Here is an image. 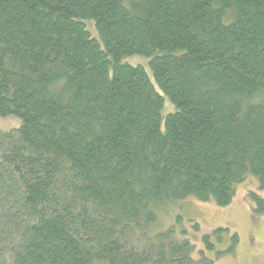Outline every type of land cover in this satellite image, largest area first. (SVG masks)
Returning <instances> with one entry per match:
<instances>
[{
	"label": "trees",
	"instance_id": "obj_1",
	"mask_svg": "<svg viewBox=\"0 0 264 264\" xmlns=\"http://www.w3.org/2000/svg\"><path fill=\"white\" fill-rule=\"evenodd\" d=\"M262 90L264 0H0V264H213L148 228L264 190Z\"/></svg>",
	"mask_w": 264,
	"mask_h": 264
},
{
	"label": "rangeland",
	"instance_id": "obj_2",
	"mask_svg": "<svg viewBox=\"0 0 264 264\" xmlns=\"http://www.w3.org/2000/svg\"><path fill=\"white\" fill-rule=\"evenodd\" d=\"M85 28L94 38H98L93 21L85 20ZM148 57L133 55L123 59L130 65L142 66L153 84L159 91L148 64ZM257 101L264 102V90L256 97ZM173 111V106L165 98L162 114ZM21 119L17 116L0 117V131L7 132L18 129ZM255 192L264 197V190L259 189L258 179L251 174L245 181L238 184L235 195L229 205L220 207L212 200L199 201L193 197L175 201L169 204L164 211H160L157 219L148 231L151 235L162 231L172 230L175 236L188 239L192 245L193 259L206 257L213 264H264V214H254L253 203L248 192ZM222 228L226 231L217 235L214 230ZM237 236L233 252L230 247L233 235ZM204 235L210 237L211 247H207Z\"/></svg>",
	"mask_w": 264,
	"mask_h": 264
}]
</instances>
